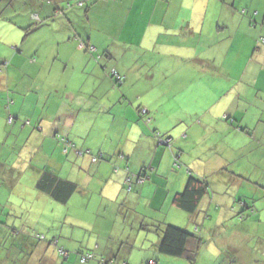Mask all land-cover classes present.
<instances>
[{
  "label": "crops",
  "instance_id": "0c3cea01",
  "mask_svg": "<svg viewBox=\"0 0 264 264\" xmlns=\"http://www.w3.org/2000/svg\"><path fill=\"white\" fill-rule=\"evenodd\" d=\"M123 1L96 0L88 9ZM130 7L123 22L104 23L113 38L98 31L96 40L89 29L67 28V59L60 65V40L57 57L53 51L28 57L20 26L0 13V28L14 38L0 51V122L6 131L0 142V203L9 207L0 212V264H80L70 252L81 251L74 248L73 231L64 236L50 225L52 240L29 236L54 222L52 212L76 192L84 199V219L110 221L125 213L128 237L137 242L140 236L156 264H171L173 256L159 252L160 234L144 230L148 218L198 231L202 243L195 261L179 257L190 264L205 255L204 264H264V194L250 201L242 191H264V0H131ZM229 15L237 23L228 22ZM77 44L82 55L72 49ZM86 46L93 55L82 53ZM80 56L89 69L75 67L74 57ZM238 59L242 67L231 65ZM112 71L125 80L117 83ZM78 150L104 159L92 161ZM75 168L90 174L75 176ZM46 171L77 185L67 202L38 187ZM190 173L211 185L191 215L174 203ZM139 174L144 181L137 180ZM238 197L246 208L239 207ZM109 203L118 204L117 212L109 214ZM72 218L67 215L65 224ZM101 245L88 243L95 254L100 249L117 264L127 262L118 249ZM60 247L68 257L59 254Z\"/></svg>",
  "mask_w": 264,
  "mask_h": 264
},
{
  "label": "rangeland",
  "instance_id": "374dc122",
  "mask_svg": "<svg viewBox=\"0 0 264 264\" xmlns=\"http://www.w3.org/2000/svg\"><path fill=\"white\" fill-rule=\"evenodd\" d=\"M50 1L51 3H48ZM79 1L80 0H49L48 2L47 0H1L0 1V13L4 14V16H6L5 20L9 21L13 26H16L15 22L16 24L20 26V29L23 32L20 38L21 39L25 38V41H26L25 49H26V53L29 54L28 57L35 56L38 59L41 56H46L47 52L50 55L52 51H53V56H55L54 55L55 51H57V48H58V44L57 43L55 44V42L60 40L61 42L59 44L61 45L60 46L61 54L58 57L55 56L57 57L56 65H60L64 60L63 58L67 59V52L64 50V46L66 47L67 44L66 42L63 41V38L67 37L65 33L68 34V32H66L67 28L71 30L74 27L73 30H79V31H84L86 29H89L90 31H92L93 37L96 40H97L98 31L101 35H103L105 39L113 38L115 35L114 32L110 31V29H108L106 25H110L111 27V26H115L119 22H123L124 20H126L128 16V11L131 8L130 7L131 0H124L123 2H119V3L117 2L118 3L117 5L98 3V4H95L91 10L88 9V6H91L92 4H94L96 0H86L85 6L84 5L79 6L78 5ZM55 10L58 14H55ZM237 10L238 12L241 13L242 9H237ZM242 13H244V11H242ZM38 14H39V17H38ZM131 18H133L132 15L130 19ZM234 21L235 19L233 20L232 17L229 15L228 22L233 23ZM235 23L237 22L235 21ZM42 28H45V29L41 30ZM4 30H5L4 28H0V51L5 52L6 45L9 44L14 38L12 35H9L8 32H4ZM244 30L245 29H242L243 32ZM76 47L77 48L72 46V49H76L75 52L77 53V55L78 53L79 55H82L80 51L77 50L79 47V44H77ZM34 51L35 52L40 51V55L35 54ZM81 51L85 55L94 54L90 52L89 50H85V49H81ZM95 55H98V54L95 53ZM76 57H74V59H77L75 62V67L78 70L89 69V67H86V65H89L88 61L84 60L81 56L79 57V59ZM90 57L92 61L91 63H95L94 61H96V59L93 56H90ZM107 61H110V60L107 59ZM243 64L244 62L242 61V59L234 60L231 63V65H235L236 67H239V66L242 67ZM51 65L52 64L50 63L48 66H51ZM170 98L172 99L174 97L173 96L171 97L170 95ZM210 98H211V95L207 94L206 96L202 97V100L206 102ZM195 99L197 101L196 97ZM202 100L198 99V103H204V101ZM1 129H3V131ZM5 134H6V131L4 129V122H0V142L4 140ZM6 143L12 144L10 140H8ZM78 151L80 152L81 150H78ZM79 152L78 154L80 155L91 154L87 152V150H83V153H79ZM94 157H96V159H94ZM92 158L93 160L98 162L100 160H103L104 156L101 153H97V154H94ZM85 171H86V174L82 175L80 172V169L75 168L73 173L75 176L78 173L79 175L83 177L85 175L90 174L89 171L87 170ZM262 180H264V177H262ZM29 188L30 187H24L22 188V190L27 192ZM242 191L245 192V194L247 195V199H249L250 201H252L254 198L259 199L264 194L263 190H260V189L255 190L254 188L251 189L248 186L246 188L243 187ZM73 193H75V191ZM74 197H75L74 200H71L66 204H61L60 208L57 211L55 209V211L52 212L51 215L54 219V222H49L47 223V225H42L40 227V230H36L37 232H34V233L30 232L29 236H32V237L37 236L38 239H40L42 235H45V236L47 235L48 236L47 240L48 241L52 240L54 236H52V234L50 233V228H51L50 225H53L52 227L53 230L62 229L61 231H63L64 236H66L65 234L73 231L74 235L73 237L70 236V238L73 239L74 248L79 249L81 251L73 249V250H70V252L72 254V258L80 264H86V263L81 262L80 257L82 253H87V252L93 254L94 258L89 259L86 262L91 261L97 264L104 263V262L99 263V261L106 258V257H103L104 255L103 252L100 251V249L95 251L96 254L92 252L94 248L88 246V243L90 241L93 243H96V242L102 243V245H106L110 248L112 246L111 249L113 248L118 249L123 255H125L127 262H129L130 264H156V260H154L153 258H150V255L146 252L147 245L144 243L143 240H141L140 236H139L140 240H138L137 242L132 241L131 236L128 237L129 234L126 231V229L130 230L131 226L125 224L124 222L125 217L123 216H126L125 213L124 214L121 213L118 219L113 218V220H110V221L104 218H100L98 220L84 219V215H86L87 212L84 209L83 196L80 194V192H76ZM257 202L260 203L261 200H257ZM7 205H8L7 203H0V212H2L3 210H5L6 212L9 208ZM238 205L239 207H243L242 202L238 203ZM251 205L255 208L254 203H252ZM117 206L118 204L116 203H109V214L112 211L117 212V210L115 209ZM121 206L123 207V203L122 205L120 203V207ZM258 208L259 207H257L256 210H258ZM247 210L248 209H246L245 211ZM259 210L260 211L263 210L262 214L264 215V209L260 208ZM49 213L50 212H47L45 214V217H49ZM67 215L72 220H73L72 217H76V219L73 222L72 221L69 222L70 225L65 224L66 222L65 217ZM82 219H84L83 222H82ZM153 219L154 218H148L145 221L146 223H144L143 228L144 230L155 232V235H159V234L161 235L162 230L166 225L163 226L159 224L158 222L154 223ZM89 224H91L93 228L92 227L89 228L88 227ZM136 229L139 231V228H137V226H136ZM92 231H93V235L91 237H87L89 236V233ZM85 234H87V236ZM19 237H23V236L21 235ZM151 237H154L153 233H149L148 239L150 240ZM12 239L16 240L13 237ZM214 239H215V235H211V241L213 242V244H215ZM42 241L45 242L44 240ZM42 241H37V242H42ZM7 244H9L8 246H11L10 241H8ZM207 244H209V240H208V237L206 236L205 245ZM210 247H213V246H210ZM31 252H29V254ZM70 252L68 253V255L70 254ZM230 252L234 254L233 251H230ZM59 254H60V250H59ZM233 254L230 259L233 258ZM68 255L64 256V258L68 257ZM221 255L224 256V254H221ZM11 256H16V253H12ZM200 258L201 256L197 259L195 264H204V261L209 259V257H207L206 255L202 259ZM170 259L172 260L171 264H190L188 261H186L183 258L170 257ZM115 261L117 262L116 258H115ZM127 262H123V264H127ZM9 264H11L10 261H9ZM26 264H31V262H28L27 260Z\"/></svg>",
  "mask_w": 264,
  "mask_h": 264
},
{
  "label": "trees",
  "instance_id": "16d2710c",
  "mask_svg": "<svg viewBox=\"0 0 264 264\" xmlns=\"http://www.w3.org/2000/svg\"><path fill=\"white\" fill-rule=\"evenodd\" d=\"M85 3L86 0H80L78 2V5L82 6ZM88 50L90 51L91 49H89L88 47ZM117 75L112 71V78L117 83H122L125 80V76L120 73L119 74L117 73ZM139 110L141 111V114L144 117L145 116L147 117V114L146 115L143 114L141 107ZM87 152L91 154L93 153L90 150H88ZM91 154H89V156L91 157L92 160V156L95 153H93L92 155ZM148 168L149 167L144 168L142 173L146 174ZM137 180L139 182H142L144 181V177L141 174H139ZM37 185L40 189L48 192L55 200L61 203L67 202L71 194L77 189V185L75 183L58 178L57 176L53 175L50 171H46L43 173ZM210 190H211V185L207 179L198 177L195 174L190 173L184 189L175 195L174 203L180 210H183L190 215L195 214L199 209L200 202L202 201L204 196H206V194L210 192ZM237 200L240 203L242 202L243 207L245 208L246 204L243 202V200L240 197H238ZM197 232L194 234L180 227L167 224L162 230L161 239L158 245V250L162 254L173 257H183V258L186 257L187 260H189L190 262H194L196 258L195 255L197 253V248L202 243L201 240L202 238L200 237L199 234H197ZM192 242L194 243L195 246V248L193 249L190 248ZM104 259L107 261V263L112 262L109 264H116L114 258H104ZM99 263H101V261H99Z\"/></svg>",
  "mask_w": 264,
  "mask_h": 264
},
{
  "label": "built area",
  "instance_id": "2783aa9c",
  "mask_svg": "<svg viewBox=\"0 0 264 264\" xmlns=\"http://www.w3.org/2000/svg\"><path fill=\"white\" fill-rule=\"evenodd\" d=\"M262 41L264 42V37L262 38ZM114 73L117 75V72H114ZM117 76H118V75H117ZM166 142H169L168 139H166ZM68 144H71V143H69V141H68ZM79 153H83V151H80ZM94 159H96V157H94ZM92 161H95V160H93V158H92ZM59 250H60V255H62V257L67 256L68 253H69V252H68L67 250H65L64 248H60ZM93 257H94L93 254L87 252V253H83V254L81 255L80 259H81L82 262H86V261H88L89 259H92ZM102 262H104V263H102ZM101 263H102V264H109V263H112V262L107 263V261H106L105 259H102V260H101Z\"/></svg>",
  "mask_w": 264,
  "mask_h": 264
},
{
  "label": "clouds",
  "instance_id": "9594fccd",
  "mask_svg": "<svg viewBox=\"0 0 264 264\" xmlns=\"http://www.w3.org/2000/svg\"><path fill=\"white\" fill-rule=\"evenodd\" d=\"M88 151V150H87ZM83 254V253H82ZM81 260V259H80Z\"/></svg>",
  "mask_w": 264,
  "mask_h": 264
}]
</instances>
